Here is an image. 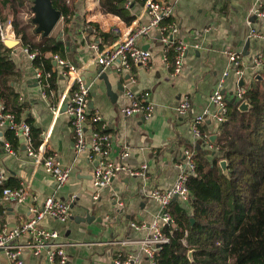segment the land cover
Instances as JSON below:
<instances>
[{"label":"crops","instance_id":"obj_1","mask_svg":"<svg viewBox=\"0 0 264 264\" xmlns=\"http://www.w3.org/2000/svg\"><path fill=\"white\" fill-rule=\"evenodd\" d=\"M165 1L175 4L173 17L180 26L178 37L188 45L181 74L176 77L171 75L160 31L153 28L148 35L137 40L139 46L151 52L148 65L133 64L129 69H119L114 64L103 69L116 94L115 99L109 95L104 80L98 78V68L101 65L97 60L98 50L92 45L96 43L100 48L111 45L120 32L131 24L117 15L105 13L99 0H75L74 5L70 4L75 13L68 23L69 29L64 28L63 18L60 22H63L62 26L60 27V23L56 26L60 27L56 36L66 43L64 58L76 66L80 63L85 66L98 63L95 71L85 70L83 67L82 76H85L86 83L94 81L88 101L108 122V132L112 137L110 157L120 161L121 153L129 150L130 156L125 159L129 168L140 169L142 164L148 165L146 181L141 176L121 173L111 185L101 189L98 199L93 198L96 191L93 184L95 167L88 160V150L75 154L74 132L68 115L63 111L64 106L59 115H55L53 111V107L57 106L61 95L72 82L54 64V69L60 74L58 89L49 99L43 98L34 77L32 61L21 44L14 49L13 57L19 70L15 89L20 94L19 103L27 106L22 120L31 116L34 118V125L41 129V134L50 131L51 145L62 163L72 167V173L67 184L56 191L55 179L42 165L36 164L34 157L28 155L23 137H18V144H11L14 154L7 150L5 143L10 142L7 137L9 128L0 124V170L6 174V181L12 179L20 187L30 185L24 202L16 204L12 201L5 205L9 212L8 223L14 226L26 220L32 215L30 206H42L44 200L54 193L64 200H70L76 194L72 217L68 222L46 218L42 223L61 232L63 240L67 242V264H115L119 258L130 259V264L152 263L141 241L151 234L149 225L156 219L161 207L157 201L144 194L143 188L168 189L175 184L180 173L177 163L183 158V150L195 147L191 133L195 116L207 112L204 129L212 136L216 135L219 125L212 115L216 106L210 102V95L229 65L228 52L243 53L248 49V55L253 56L264 46L263 42L252 39L248 48H245L252 19L250 13L256 0ZM131 8V13L137 18L143 10V3L136 1ZM148 20L149 15H146L141 22L146 23ZM56 29L50 35H54ZM116 29H119V33L114 31ZM98 31L111 35L104 41L98 37ZM111 38L113 39L110 40ZM167 53L170 57L174 55L172 50ZM46 56L50 57L51 54L47 53ZM245 69L247 86L256 71L249 64ZM130 76L135 77V83H131ZM236 79L233 71L225 79V95L229 102H237L233 92ZM126 86H130L136 93H152L156 103L153 116L145 118L139 114L125 116L121 113V107L127 102L124 94ZM185 96L190 97L192 110L183 117L179 115L177 108L180 99ZM87 137L91 139L90 131ZM200 148L207 153L217 150L205 145ZM119 200L123 201V206L118 204ZM180 202L186 206L189 204ZM82 217H89V221L82 220ZM142 222L147 226H132V223ZM23 261L24 264H46L43 257L35 256L30 251L24 252ZM0 264H10L2 251Z\"/></svg>","mask_w":264,"mask_h":264},{"label":"built area","instance_id":"obj_2","mask_svg":"<svg viewBox=\"0 0 264 264\" xmlns=\"http://www.w3.org/2000/svg\"><path fill=\"white\" fill-rule=\"evenodd\" d=\"M179 0H176L177 3ZM136 0H128L126 6H132ZM175 4L165 0H145L142 12L128 25L124 31L120 32L119 37L106 47L100 48L98 44L92 47L98 50L97 60L103 69L109 68L114 64L118 68L129 69L133 64L148 65L151 60V52L137 44L141 36L148 35L153 28L160 31V40L165 47V60L170 68L171 75L176 77L181 74L184 60L188 52V45L178 37L180 31L179 23L173 17ZM149 15L146 23L141 21ZM250 29L248 38L264 43V0H256L251 9ZM63 18V16H62ZM10 26L13 25L10 23ZM14 29V27H12ZM119 33V29L114 30ZM14 33V40L21 44V38ZM3 40L6 39L3 28H1ZM22 45V44H21ZM23 51L28 58L33 61L37 53L30 51L28 47L23 46ZM198 47V45H196ZM172 50L174 55L170 57L168 51ZM229 65L223 73L217 88L210 95V102L216 106L213 117L220 126L227 117L229 110V100L225 95V79L233 71L237 76L235 82L234 95L237 102H247L245 94L247 92L246 82L241 85V78L245 81L246 66L249 64L256 73L254 78L261 76L264 70V46L255 55H246L242 51H229ZM51 58L56 62V67H60L61 72L69 77L72 82L65 92L61 95L59 103L53 107L55 115H59L62 107L66 105V114L68 115L70 125L74 132L73 148L76 155L88 150V160L94 164L95 172L93 175V184L96 188L94 199H98L100 191L104 187L112 184L113 180L121 173L129 176H141L144 181L148 179L146 163L142 164L140 169L129 168L125 159L130 156L129 150H124L120 155V161H115L110 157L112 151V137L108 132V122L100 111L95 110L89 104V96L94 81L86 83L83 79V67L76 66L68 59L60 56L58 53H50ZM55 70V69H54ZM75 73V75L73 74ZM34 77L38 82L40 92L43 98L47 99L54 95L55 91L51 89V72H46L41 68H34ZM131 83H135L134 76H130ZM124 94L127 102L121 107V113L125 116L139 114L145 118L153 116L156 103L150 91L136 93L130 86L124 88ZM249 104V103H248ZM250 105V104H249ZM179 115L185 117L192 110V102L189 96L180 99L178 105ZM207 113V112H206ZM206 113L195 116L191 124V133L194 138L195 147L185 148L183 158L177 163L180 168L175 184L168 189L146 188L144 194L153 198L160 204V211L156 219L149 225L152 232L143 239L142 245L147 256L151 258L152 263L156 264L155 256L160 250L161 245L170 241V237L164 232L165 226H174L175 222L170 211V204L174 199H179L183 203H188L191 192L188 187V180L196 171L197 145H205L211 149H217L211 140L212 134L204 129ZM0 124L12 129L17 137H23L26 145V151L29 156L34 157L37 165H42L45 170L55 179L56 191L64 187L69 181L72 173V167L62 163L58 153L51 145L50 131L42 133L43 137L38 148L34 147L31 134V125L25 120L17 121L12 112H6L3 104H0ZM90 131L91 139L87 137ZM7 150L14 154L15 151L10 142L5 143ZM6 180V174L0 170V184ZM30 185H22L19 188L12 189L5 187L0 192V251L4 252L10 264H24L23 254L30 251L35 256H41L46 264H67L69 260L66 252L67 242L63 240L59 230L44 226L42 223L46 218L68 222L72 217V205L76 194H73L70 200L60 199L56 194L48 196L42 206H30L31 216L26 220L10 226L8 223V213L5 205L7 202L15 201L20 204L25 201L28 195ZM55 191V192H56ZM176 197V198H175ZM118 204L123 206V201ZM108 217V216H107ZM135 228H144L146 223H132ZM191 257L193 260L195 249ZM189 253V252H188ZM121 255V254H120ZM115 264H130V259L122 260L119 258Z\"/></svg>","mask_w":264,"mask_h":264},{"label":"trees","instance_id":"obj_3","mask_svg":"<svg viewBox=\"0 0 264 264\" xmlns=\"http://www.w3.org/2000/svg\"><path fill=\"white\" fill-rule=\"evenodd\" d=\"M34 1V0H33ZM61 10L64 28L75 13L67 0H51ZM128 0H99L105 13L119 16L127 24L135 20ZM144 3L145 0H136ZM25 0H0V104L6 112H12L17 121L22 120L25 103H19L15 84L19 79L15 61V47H8L1 28L11 22L21 44L36 51L32 61L38 67L51 72V89H58L60 74L54 70V60L47 53L66 55V43L56 35L42 36L37 24L18 17ZM9 8L12 18L3 12ZM13 38V28L9 26ZM110 33L98 31V37L107 41ZM111 38L110 40H112ZM106 43V42H105ZM250 107L242 111L240 102H230L226 120L219 126L214 146L217 150L207 153L200 148L195 156L196 171L189 177L191 192L189 204L174 199L170 204L175 225L165 226L170 241L161 245L156 253V264H264V70L261 79L253 78L245 94ZM31 125L34 147L42 142L41 129L34 125V118L26 116ZM10 144L19 143L12 129H8ZM227 161L226 171L221 161ZM19 188L12 179L0 184ZM193 219V220H192ZM195 249L193 260L188 257Z\"/></svg>","mask_w":264,"mask_h":264},{"label":"water","instance_id":"obj_4","mask_svg":"<svg viewBox=\"0 0 264 264\" xmlns=\"http://www.w3.org/2000/svg\"><path fill=\"white\" fill-rule=\"evenodd\" d=\"M33 2H34L33 8L36 11V17L33 18L32 20L38 26V27H36V31L40 32L42 34V36H49L52 33V31L54 30V28L56 27V25L58 24V22L61 20L62 12H61V10L56 9L52 5L51 0H34ZM18 42H19L18 40L8 39V38H6L4 40V43L8 47H15L18 44ZM247 42H248V44L246 45L245 48H248L247 46L250 44V39H248ZM243 53L248 55V49L247 50L245 49L243 51ZM54 64L56 65L55 61H54ZM97 66H98L97 62H93L90 65H86V66L84 63H80V65H79V67H84L85 70H91V71H95ZM98 72H99L98 78L101 80H104V82L106 83V86L108 88L109 95L115 99L116 94L112 91L111 82L109 80L107 73L103 71L102 66H99ZM259 78H261V76H257V79H259ZM83 79H85V76H83ZM240 82H241V85L245 84V81L243 78H241ZM239 108L242 111H245L249 108V104L244 101L241 103ZM65 110H66V105H64V107H63V111H65ZM216 138H217V135H213L211 137V140L214 142L216 140ZM200 147H201V145L198 144L197 148L200 149ZM220 164H221L222 168L226 171L227 161L222 160ZM82 220L89 221V217H82ZM192 254H193V250L189 251V253H188L189 257H191Z\"/></svg>","mask_w":264,"mask_h":264},{"label":"rangeland","instance_id":"obj_5","mask_svg":"<svg viewBox=\"0 0 264 264\" xmlns=\"http://www.w3.org/2000/svg\"><path fill=\"white\" fill-rule=\"evenodd\" d=\"M67 2L69 3V4H73L74 5V2H75V0H67ZM34 2H33V0H25V4H24V6L23 7H21L20 8V10H19V13H18V17L19 18H21V19H23V20H25V21H30L32 18H35L36 17V11L34 10ZM3 12L5 13V14H7V15H9L10 14V16H11V18H12V13H11V10L9 9V8H6V9H3ZM61 22V20L58 22V24ZM10 21L9 22H7V23H5L4 25H3V31H4V34H5V30H6V28H7V26L8 25H10ZM12 24V23H11ZM57 24V25H58ZM62 24H63V22L62 23H60V27L62 26ZM56 25V26H57ZM13 27V26H12ZM38 27V26H37ZM60 27L59 28H57V27H55L54 29H56V31H55V34L54 35H57V33H58V31L60 30ZM14 30V29H13ZM53 32V31H52ZM16 35V34H15ZM259 79H261V78H259ZM256 80H258V79H256ZM250 85V81H248V83H247V86H249ZM47 99H49V98H47ZM249 107H250V105H249Z\"/></svg>","mask_w":264,"mask_h":264},{"label":"bare ground","instance_id":"obj_6","mask_svg":"<svg viewBox=\"0 0 264 264\" xmlns=\"http://www.w3.org/2000/svg\"><path fill=\"white\" fill-rule=\"evenodd\" d=\"M8 28H9V26L6 28V30H5V35H6V38H8V39H14V38H12L8 33Z\"/></svg>","mask_w":264,"mask_h":264}]
</instances>
